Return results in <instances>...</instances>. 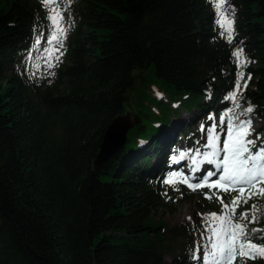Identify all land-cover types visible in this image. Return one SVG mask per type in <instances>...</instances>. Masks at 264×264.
<instances>
[{"label": "trees", "instance_id": "16d2710c", "mask_svg": "<svg viewBox=\"0 0 264 264\" xmlns=\"http://www.w3.org/2000/svg\"><path fill=\"white\" fill-rule=\"evenodd\" d=\"M64 3V55L45 69L38 59L47 40L35 42L49 34L47 10L39 0H0V264H201L191 250L206 243L203 216L166 230L154 214L208 191L165 181L184 160L173 156L208 151L215 116L251 105L239 119L256 118L249 139L264 144V0H228L231 44L212 0ZM237 47L252 78L234 103L226 97L235 90ZM148 67L168 99L160 92L151 114H126ZM123 115L133 120L124 144L96 165L108 125ZM252 203L264 200L241 204L237 215ZM208 206L221 210L216 196ZM254 226H264V214Z\"/></svg>", "mask_w": 264, "mask_h": 264}, {"label": "snow or ice", "instance_id": "6c2138e0", "mask_svg": "<svg viewBox=\"0 0 264 264\" xmlns=\"http://www.w3.org/2000/svg\"><path fill=\"white\" fill-rule=\"evenodd\" d=\"M71 0H68V4ZM43 7L47 9L46 18L50 21L51 31L45 37L43 33H38L36 45H40V38H45L49 45H59L58 48H45L49 61L48 67L54 65L51 59L54 53L63 47V39L67 34V27L64 25V14L67 6L63 5L62 0H41ZM216 16V24L221 29L220 35L225 37L228 43H232L235 28L233 13L228 5V0H212ZM70 27V25H69ZM62 55V53H61ZM232 56L236 58L237 80L235 90L226 97L234 103L237 96L241 93V81L243 88L248 86L251 74L245 79L244 68L251 61L247 59L243 47L233 50ZM59 60V56H55ZM159 95V93H157ZM240 107L239 103L235 104ZM253 107L249 105L239 114H235L230 109L220 116V124L223 125L227 120L225 138L217 134V125L207 129V143L205 147L210 149L201 153L196 149V155L191 157V172L193 175L184 176L180 174V182L187 185L193 191L200 188L217 189L220 192H237L230 201L225 203L216 193L205 194L206 199H212L213 195L221 204L219 212L209 213L203 216L204 232L202 240L206 243L194 245L192 259L201 261V264H247L248 261L264 260V226L256 227L261 224V214H264V204L252 203L249 208L237 215L236 209L241 204L248 205L253 198L264 200V144L257 145L256 139H249L253 134L251 119L241 120L240 115L252 113ZM209 119L213 117L209 116ZM203 130V125L201 126ZM192 150H189L191 152ZM186 152H180L179 159L173 156L174 163L185 159ZM202 156L198 160L197 157ZM202 163L214 165L215 171L207 170L201 176L194 175L200 172L199 167ZM173 178L165 183L173 184L176 182V173ZM215 177V179H213ZM192 181H195L193 183ZM191 220V217H188ZM250 225H253L250 227Z\"/></svg>", "mask_w": 264, "mask_h": 264}, {"label": "rangeland", "instance_id": "374dc122", "mask_svg": "<svg viewBox=\"0 0 264 264\" xmlns=\"http://www.w3.org/2000/svg\"><path fill=\"white\" fill-rule=\"evenodd\" d=\"M63 5H66L67 3H64V0H62ZM39 5L42 10H47L45 7L42 6L41 0H39ZM67 11V10H66ZM66 11L63 12L64 18H66ZM50 23V21H49ZM64 25H65V19H64ZM66 27V25H65ZM50 31H51V24H50ZM49 31V33H50ZM63 39V47L59 48V51L54 53L53 58L51 59V63L56 66L60 63V61L63 58L64 50H65V38ZM59 45H56L55 43L52 45L46 44L45 48H58ZM44 48V47H43ZM44 48V49H45ZM42 54L40 55L39 63L45 68V69H51L48 67V59L47 54L42 49ZM62 53V55H61ZM55 56H59V60L55 59ZM53 66V67H54ZM162 92L164 96V100L168 99V93L165 92L163 89V86L159 82L158 78L155 76L153 69L151 67H148L142 71V79L137 78L134 83V88L129 92L128 101L124 105L125 112H131L133 114L140 113V114H151V111H153L156 108H159L162 106L157 100L154 98H157V93ZM165 104V103H164ZM221 116V115H220ZM220 116H215L214 121L217 125V134L221 137V139L225 138L226 136V129H227V120H225V123L223 125L220 124ZM127 119H131V115L127 116ZM252 127H259L261 123L256 119H252ZM210 151V149H207ZM198 160L202 159V157H197ZM177 166L176 170H173L169 175L168 179L173 178V173H176V181L180 182V174L182 173L184 176H190L193 175L191 172V160L187 159V156L182 161L181 167L178 168ZM201 171L195 173L197 177H199L200 173H204L207 170H209L210 167H212V164L209 163H202L199 165ZM195 183V181H192ZM181 183V182H180ZM184 184V183H182ZM186 187L187 185L184 184ZM188 188V187H187ZM206 188V187H205ZM190 189V188H188ZM208 191L203 192L202 195L196 194L193 196H190L193 192H191L187 199L175 202L174 208L171 211L168 206L160 205L155 214H154V220L160 219L163 221V223L166 226V230L172 226H175L183 221L189 220L188 217H191V219H194L196 216L202 217L209 213L216 212V208H209L208 204L212 201V199H206L205 194L212 195L213 193H216L217 189H209L206 188ZM193 191L192 189H190ZM198 191H201L202 188L197 189ZM226 195V203L231 200L233 196L238 195L237 192H221ZM215 195H213L214 197Z\"/></svg>", "mask_w": 264, "mask_h": 264}, {"label": "water", "instance_id": "95a60500", "mask_svg": "<svg viewBox=\"0 0 264 264\" xmlns=\"http://www.w3.org/2000/svg\"><path fill=\"white\" fill-rule=\"evenodd\" d=\"M131 127H133V120L127 119L126 115L119 116L112 120L106 129L99 152L95 159L96 165L112 156L117 149L124 144L126 133ZM20 236L24 240L21 233ZM26 246L29 248L28 244H26Z\"/></svg>", "mask_w": 264, "mask_h": 264}]
</instances>
